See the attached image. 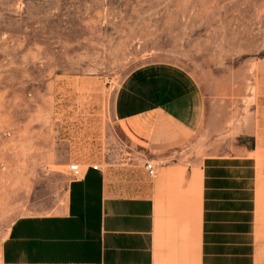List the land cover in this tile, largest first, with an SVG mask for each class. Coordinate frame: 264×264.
Masks as SVG:
<instances>
[{
  "label": "rangeland",
  "instance_id": "rangeland-1",
  "mask_svg": "<svg viewBox=\"0 0 264 264\" xmlns=\"http://www.w3.org/2000/svg\"><path fill=\"white\" fill-rule=\"evenodd\" d=\"M149 64L201 89L197 153L253 158L264 238V0H0V245L63 204L71 148L127 162L112 107Z\"/></svg>",
  "mask_w": 264,
  "mask_h": 264
},
{
  "label": "crops",
  "instance_id": "crops-1",
  "mask_svg": "<svg viewBox=\"0 0 264 264\" xmlns=\"http://www.w3.org/2000/svg\"><path fill=\"white\" fill-rule=\"evenodd\" d=\"M204 106L178 67L131 73L112 107L127 162L71 148L64 162L85 167L83 178L69 180L55 213L11 224L0 264H264L255 162L195 151Z\"/></svg>",
  "mask_w": 264,
  "mask_h": 264
},
{
  "label": "built area",
  "instance_id": "built-area-1",
  "mask_svg": "<svg viewBox=\"0 0 264 264\" xmlns=\"http://www.w3.org/2000/svg\"><path fill=\"white\" fill-rule=\"evenodd\" d=\"M144 169L148 176L153 177L155 175L156 165L151 162H145ZM67 176L71 180H81L84 176V169L75 164L69 165Z\"/></svg>",
  "mask_w": 264,
  "mask_h": 264
}]
</instances>
